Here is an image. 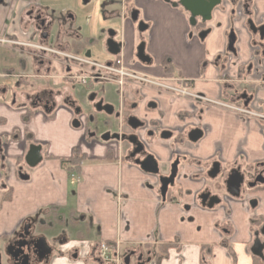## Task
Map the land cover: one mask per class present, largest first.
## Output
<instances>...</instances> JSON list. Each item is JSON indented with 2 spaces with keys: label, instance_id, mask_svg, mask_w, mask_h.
<instances>
[{
  "label": "crops",
  "instance_id": "1",
  "mask_svg": "<svg viewBox=\"0 0 264 264\" xmlns=\"http://www.w3.org/2000/svg\"><path fill=\"white\" fill-rule=\"evenodd\" d=\"M32 1L50 10L42 0H0V39L9 32L22 40L17 20ZM127 1L149 27L146 54L151 67L135 66L137 71L153 78L173 76L194 94L230 104L245 103L264 115V57H255L252 47L259 39L249 31L247 17L231 14L235 9L231 2L214 9L211 20L192 31L188 15L180 7L172 8L162 0ZM247 1L256 24L264 16V0ZM204 30L210 33L201 41L198 34ZM118 31L123 59L130 62L138 40L135 26L123 20ZM231 33L235 38L232 61H217L227 52ZM17 61L16 51L0 46V95L6 85L4 70L16 67ZM143 93L145 101L155 104L150 109L143 107L145 102L139 104V116L157 123L146 151L159 164L158 177L119 160L114 143H86L84 129L71 128L67 111L35 112L26 119L24 110L12 108L0 98V244L10 240L24 221L44 213L46 222L61 221L50 233L62 230L70 221L76 227L68 235L63 233L61 242L56 241L48 264H104L97 258L99 245L115 242L120 243L122 254L134 252L129 264L132 260L137 264L139 256L145 264H261L250 248L255 226L264 225V185L222 208L205 209L196 200L203 189L215 188L216 182L212 184L204 176L214 162L221 167L217 182L234 168L240 169L246 183L260 172L264 178V136L257 123L201 107L198 119H189L187 100L153 91ZM127 101L134 102L131 97ZM193 125L203 131L196 144L187 140L186 132ZM181 128L185 134L160 139L162 131ZM32 144L41 146L42 161L32 170H21L28 176L21 180L19 169ZM74 149L86 160L71 178L60 160L68 159ZM176 158L179 175L162 202L158 178L168 174ZM8 190L10 199L3 200ZM252 200L257 201L255 209L248 205ZM161 244L175 246L160 260L156 255Z\"/></svg>",
  "mask_w": 264,
  "mask_h": 264
},
{
  "label": "flooded vegetation",
  "instance_id": "2",
  "mask_svg": "<svg viewBox=\"0 0 264 264\" xmlns=\"http://www.w3.org/2000/svg\"><path fill=\"white\" fill-rule=\"evenodd\" d=\"M104 1L106 2V5H110L111 8L116 6L112 0ZM178 1L179 0H171V2L176 3ZM226 1L231 2V5L235 7V9L231 11V14L234 15L235 18H240L244 15L248 18L247 26L248 21H251L255 28L264 27V16L259 17L258 23L256 24L252 21L251 16L253 10L250 9L247 0H242V2L240 3H238V0H220V3L216 8L222 7ZM40 5V3L32 1L27 6L23 14L18 17L17 24L23 35L22 40H19L15 35L9 32L7 33V36H5V38L0 39V46L9 51L13 50L18 53L17 66H9L4 70L6 85L1 91L2 95H0V98L1 100L5 101L10 107L24 110L26 119L35 112H41L43 114L50 115L57 110H65L71 114V128L75 131L84 129V141L86 143H114L116 145V151L119 155V160L125 159L136 165V163L143 161L147 156H149L146 151L147 143L152 138L157 129V123L146 122L139 116V104L141 105V103L145 102L143 104V107H145L146 109L155 108L154 102H152L151 100L145 101L144 95L146 94L143 93L144 91H153L158 95L166 94L171 95L175 98L187 100L190 104L188 114L189 119H198L200 107L202 109H218L234 114L228 109L215 106L216 104L234 106L236 108H242L245 110H249L250 112L257 115L264 116L252 110V108H249L247 105H245V103L244 105L230 104L223 101L209 100L203 96L194 94L188 89L181 86V81L179 79H175L173 76L171 77L170 75H166L162 78H153L137 71L135 66H140L142 68L151 67L152 62L146 54V38L144 37L147 34L149 27L146 21L140 19L138 12L128 3L127 0H122L119 10H116V8H114L113 12L108 15L106 14V17L110 19L119 18L121 22L123 20H128L130 23H132L133 26H135L138 40L135 50L133 51V58L130 62H125L123 59L124 45L120 40L119 31H108L104 41L103 50L109 55L111 59H106L107 61H105L104 63H97L92 61L93 57L97 55H94L92 50L98 44H96V38L80 31V29L76 26V15L74 13L65 11H61L60 13L56 14L55 12H52V10L47 11L46 9H43ZM181 10L184 9L181 8ZM135 13L137 22L133 23L130 18L132 15L134 16ZM186 14L188 15L189 20L190 14L188 12H186ZM139 22H142L147 26V30L143 33H139L137 31V24ZM89 23V19H85L84 25L88 26ZM206 23H202L201 19L198 18L196 25L194 27H191L189 25V27L193 31L200 24L205 25ZM206 31L210 33L209 30H204L200 33ZM230 37H233L234 39L233 45L231 47H229ZM116 38H119V40L117 41ZM109 41H112L113 43L119 45V52L116 56H111L108 53L106 44ZM234 42L235 38L231 33L228 36L227 52H224L223 55L219 56L217 58V61L220 58H223L226 62L232 61L231 53L233 52ZM142 43L144 44V54L150 60V64L148 66L142 65L136 59V48ZM263 43L264 40L261 41L260 39L259 41L252 43V47L255 50V57L259 59H262L264 57L262 56ZM107 87L112 88V91L114 92L112 93L111 91L110 94H107L105 92ZM165 87H172L174 89H186L194 97L188 98L183 97L179 94H172ZM82 93L83 95H90L88 99L89 103L85 108L80 105V103L74 96L82 95ZM98 95H101V97H98ZM106 95H118L117 105L114 106L113 104H111V98H107ZM129 97H131L134 102L129 104L127 101ZM105 106H109L112 108L111 115H107L103 110H98L102 109ZM97 114H104L105 116H107V118L117 119L119 125L114 128L112 126V123L108 119L99 121L96 117ZM234 115L243 120L255 121L259 127L261 134L264 136L263 122L253 118L245 119L239 115ZM139 124H142L143 126H138ZM133 126H137V128L132 129ZM193 130L200 129H195L194 125L190 126L189 131L186 132L187 136ZM200 131L202 132L203 136V131ZM164 132L171 133V138L173 137V135L181 136L185 134V131L182 128L177 129L174 132L162 131L160 135ZM31 146L37 145L32 144L29 147ZM37 147H40L41 149V146ZM173 156L177 157L179 156V154L173 153ZM25 157L22 162L23 167H20V171L18 173L19 179L21 180H28V176L26 174H22L21 170H25L26 172L32 170L27 167L25 163ZM176 161L180 163L177 158L173 160L168 168V174L162 178H167L169 176L171 166ZM214 163L211 164V167ZM179 166L180 164L178 165V172L176 175V179L174 180V187L179 175ZM234 169H231L230 171ZM209 170L207 171V173L209 172ZM207 173H205L204 175L206 181L216 182V185L215 188H205L196 195V200L200 206L201 201L199 200V197L204 194H209L210 197H217L218 199H220V204L215 207L222 208L225 207L224 205H229L230 201H238L245 198V195L248 192L252 191L255 187L262 186L256 185L254 188L248 189L246 185L252 183L255 178L259 174L262 175L263 172L258 173L250 183H246V180L244 178V191L241 192L242 194L239 199H233L225 193L224 182L229 173L226 174L225 178L220 182H217V179L221 176V167L220 173L215 180H210L207 177ZM75 174L76 172H71L69 176H71V178H75ZM159 188L160 184L158 185V191ZM170 189L172 188L169 187L167 190L165 201L168 199L167 197L169 195ZM159 199L161 200L160 193ZM250 202H255L257 205L256 200L249 201L248 205L250 208ZM255 207L251 209H255ZM44 215V213H39L35 217L27 219L21 224L17 232L10 240L0 244L1 264H19L23 261V255H19L18 260L15 261L7 254L9 246L12 244H17L19 242H24V244H26L27 264H48L53 255L55 244L57 243L56 241L61 242L60 240L63 238V233L68 235L67 230H64V228H69L68 226L72 225H70L71 221L67 222L68 226L66 224V226L63 225V231L60 230V235L52 238L50 244L45 236H43L42 234H35V230L38 228L39 231H43L44 233H49L50 235H52L53 232L50 233L48 231L53 228L55 224H61V221H57L54 223L52 221L53 219H51V222H46L45 219H43ZM26 227H28V229H26ZM54 234L56 235V233ZM263 235L264 229L254 231V239L251 248L253 244L258 241L259 243H261V245H263L264 253V242L261 240V237ZM41 238L45 240V243L50 249V254L47 259L39 260L34 253L32 245L33 242ZM102 244L109 246L111 250L109 252L108 261L102 259L100 253L98 252L97 258L100 263L124 264V259L127 256H130V263L132 257L135 256L134 252L122 254L119 242H115L112 244ZM19 247L20 246L16 245V250H20ZM13 252L15 253V251ZM253 257L259 261L264 260V258L261 259L256 256ZM139 258H141L140 262L138 261ZM136 259L137 264H145L144 262H142V257L139 256ZM147 263H150V261Z\"/></svg>",
  "mask_w": 264,
  "mask_h": 264
},
{
  "label": "water",
  "instance_id": "3",
  "mask_svg": "<svg viewBox=\"0 0 264 264\" xmlns=\"http://www.w3.org/2000/svg\"><path fill=\"white\" fill-rule=\"evenodd\" d=\"M164 3L170 4L171 7L177 8L180 6L182 9H184L186 12L190 14V18L188 20L189 25L191 27H194L196 25L197 19L200 18L202 23L209 22L211 19V13L212 11L219 5L220 0H179L177 3L176 2H171V0H163ZM131 21L133 23L137 22V17L136 13L134 16H131ZM248 26L249 30L252 32V34L257 35L259 39L262 41L264 40V27L260 28H255L253 23L251 21H248ZM147 30V26L139 22L137 24V31L139 33H143L144 31ZM209 32H203L198 35L199 40H203ZM233 37H230L229 40V47L233 45ZM107 49L108 53L111 56H116L119 52L118 44L113 43L112 41L107 42ZM136 59L142 64V65H149L150 60L149 58L144 54V44H140L136 48ZM100 104V103H99ZM98 109V108H97ZM98 110H103L107 115L112 114V108L109 106H105L102 109ZM138 126H143L142 124H139ZM137 126H133L132 129H136ZM171 133L164 132L160 135L161 140H169L171 138ZM202 138V132L200 130H193L191 131L187 139L191 144H196L200 139ZM41 149L40 147L37 146H31L28 149V152L25 157V163L28 168L33 169L35 168L42 160V156L40 153ZM137 166L140 167L141 171L144 172L145 174L152 175V176H158L159 175V167L156 159L149 155L147 156L143 161L136 163ZM178 161H176L170 169V174L167 178H159V193L162 202L165 201V196L167 193L168 188H173L174 187V180L176 179V175L178 172ZM220 173V165L218 163H214L207 173V177L210 180H215ZM264 184V178L262 177L261 174H259L255 180L247 184L248 189L254 188L256 185H263ZM244 185V176L241 173L240 169H234L229 172L225 182V193L233 199H239L241 196V192L244 191L243 188ZM199 200L201 201V206L205 207L209 210L213 209L215 206H218L220 204V199L217 197H210L209 194H204L201 197H199ZM256 205L255 202H250L251 208H254ZM28 229V227H26ZM16 245L20 246V250H16ZM34 249V253L36 254L37 258L39 260L42 259H47L50 254V249L48 248L47 244L45 243V240L43 238L36 240L33 242L32 245ZM15 251V253L13 252ZM27 250H26V244L24 242H19L17 244H12L9 246L7 254L14 259L15 261L18 260L19 255H23V261L20 262L19 264H27ZM251 254L253 256L259 257L263 259V245L256 241L251 250ZM20 253V254H19ZM129 258L130 256H127L124 259V264H129ZM138 261H141V258L138 259ZM1 264V263H0ZM143 264V263H140Z\"/></svg>",
  "mask_w": 264,
  "mask_h": 264
},
{
  "label": "rangeland",
  "instance_id": "4",
  "mask_svg": "<svg viewBox=\"0 0 264 264\" xmlns=\"http://www.w3.org/2000/svg\"><path fill=\"white\" fill-rule=\"evenodd\" d=\"M115 3V7L111 8L110 5H106V2L104 0H42V4L44 5L46 2H48L50 10L52 12H55L56 14L60 13L61 11L65 12H71L74 13L77 17V24L76 26L80 29L81 32L85 34H89L90 36H93L96 38V44L92 50L94 56L92 61L97 62V63H104L103 61L105 58L106 59H111L109 55L103 50L104 46V41L107 36L108 31H115L118 32V28L121 25V20L119 18H108L106 17V14H110L113 12L114 8L116 10H119L120 4L122 0H112ZM107 19H106V18ZM85 19H89V25L85 26ZM146 38V35L144 36ZM118 41L119 38H116ZM112 91V88L107 87L106 88V93L110 94ZM114 91H112L113 93ZM75 98L78 100L80 105H82L84 108L88 105L89 97L90 95H74ZM107 98L110 97L112 101H110L111 104L114 106L117 105L118 103V95H106ZM98 97H101V95H98ZM96 117L98 120H104L108 119L111 123L112 126L115 128L119 125V122L117 119L114 118H107L104 114H97ZM210 183H215L213 181H209ZM67 221V219H66ZM264 225H256L255 230L259 231L261 229H264ZM69 228H64V230H67V233H71V230L76 227L68 226ZM63 231V230H62ZM35 234H42L47 238L49 243L51 244V239L54 238L55 236L60 235V230L56 232L55 234H48L44 233L43 231H39L38 228L35 230ZM261 240L264 242V235L261 237ZM263 258H264V253H263ZM133 260L131 264H133ZM261 264H264V260H261Z\"/></svg>",
  "mask_w": 264,
  "mask_h": 264
},
{
  "label": "trees",
  "instance_id": "5",
  "mask_svg": "<svg viewBox=\"0 0 264 264\" xmlns=\"http://www.w3.org/2000/svg\"><path fill=\"white\" fill-rule=\"evenodd\" d=\"M262 56L264 54L262 53ZM167 65V62H165V66ZM85 157L82 155H79L77 150H74L72 152V155L68 159H61L60 163L63 168L66 169L68 174L71 172H76L79 170L80 166L85 162ZM10 191L8 190L7 192L4 193L3 195V200H9L10 199ZM175 245L173 244H163L157 248V257H160V260L165 258L169 252L170 249L174 248ZM208 248V247H206ZM205 249V248H203ZM256 262H258L257 259L254 258Z\"/></svg>",
  "mask_w": 264,
  "mask_h": 264
},
{
  "label": "built area",
  "instance_id": "6",
  "mask_svg": "<svg viewBox=\"0 0 264 264\" xmlns=\"http://www.w3.org/2000/svg\"><path fill=\"white\" fill-rule=\"evenodd\" d=\"M165 88L172 94H179L183 97H188V98L194 97L186 89H174L172 87H165ZM215 106L228 109V110L232 111L234 114L239 115L245 119L253 118V119H257V120L264 123V116L257 115L255 113L250 112L249 110H245L242 108H236L234 106H226V105H222V104H216ZM110 250H111V248L105 244H101L99 246V253H100L102 259H104L105 261L109 260Z\"/></svg>",
  "mask_w": 264,
  "mask_h": 264
}]
</instances>
